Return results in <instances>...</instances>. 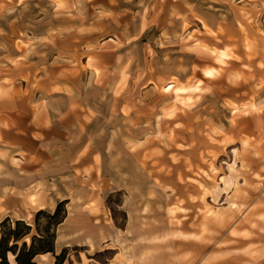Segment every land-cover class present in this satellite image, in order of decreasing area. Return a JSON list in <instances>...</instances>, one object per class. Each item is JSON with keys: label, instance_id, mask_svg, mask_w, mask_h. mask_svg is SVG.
Returning a JSON list of instances; mask_svg holds the SVG:
<instances>
[{"label": "crops", "instance_id": "0c3cea01", "mask_svg": "<svg viewBox=\"0 0 264 264\" xmlns=\"http://www.w3.org/2000/svg\"><path fill=\"white\" fill-rule=\"evenodd\" d=\"M13 1L17 7L29 2ZM46 2L43 29L21 31L15 39V60L25 67H9L33 86L24 81L27 96L0 101V224L6 218L28 224L37 212L53 213L63 203L54 253L37 255V264H57L63 253L62 264H72L70 252L81 250L98 258L110 251L111 262L150 260L149 234L142 228L148 227L149 207L133 203L123 166L107 162L149 134L155 137L151 146L192 144L182 131L190 128L183 113H190L177 108L174 117L164 118L158 100L168 93L155 86L156 78L192 73L177 56L176 68L159 75L155 54L181 48L185 30L199 20L198 6L193 0ZM225 13L213 21L229 20ZM195 188L192 194L205 192ZM116 197L120 206L107 204Z\"/></svg>", "mask_w": 264, "mask_h": 264}, {"label": "rangeland", "instance_id": "374dc122", "mask_svg": "<svg viewBox=\"0 0 264 264\" xmlns=\"http://www.w3.org/2000/svg\"><path fill=\"white\" fill-rule=\"evenodd\" d=\"M46 1L29 0L17 7L13 0H0V101L27 96L24 81L33 86L30 77L13 76L9 67H25L24 61L15 60V39L21 31L43 29ZM193 2L199 20L185 30L181 48L155 54L159 75L176 68L177 56L192 73L156 78L157 90L176 81L186 87L201 82L200 92L180 95L181 99L169 92L158 100L165 107L164 118L177 108L190 113L189 117L183 113L190 128L182 131L192 144L151 146L155 137L149 134L145 143L107 162L123 166L131 200L149 207L148 227L142 228L149 234L150 260L111 262L110 251L98 258L95 252L81 250L80 255L70 252L72 264H264V0ZM224 11L230 19L220 17L224 21L215 23L214 15ZM221 50L232 55L226 64L211 52ZM207 69L215 70V76H205ZM167 132L160 130L157 138ZM192 185L200 192L204 186L205 192L192 194ZM204 193L210 198L203 199ZM113 200L107 204L120 206L119 197ZM173 209L180 211L173 214ZM115 215L123 217L118 210ZM35 218L27 219L33 233L19 243L20 248L24 241L30 246L38 233ZM40 228H50L48 218H41Z\"/></svg>", "mask_w": 264, "mask_h": 264}, {"label": "trees", "instance_id": "16d2710c", "mask_svg": "<svg viewBox=\"0 0 264 264\" xmlns=\"http://www.w3.org/2000/svg\"><path fill=\"white\" fill-rule=\"evenodd\" d=\"M36 231L38 232L32 237L30 246L24 241L20 248L19 243L25 240L26 237L31 236L33 228L25 221H12L10 218H6L1 224L0 229L3 232V236L0 239V264H11L8 260V254L12 253L15 256L17 264H37L36 256L40 254L54 253V228L62 223L65 218L64 204L60 203L56 210L51 212L39 211L35 215ZM41 218H48L50 228H40ZM14 222V229L13 223ZM8 227V228H7ZM9 230L8 232H5ZM53 235L51 236V234ZM12 242V243H11ZM11 244V245H10ZM65 254H61L56 257L57 264L65 262Z\"/></svg>", "mask_w": 264, "mask_h": 264}, {"label": "bare ground", "instance_id": "6f19581e", "mask_svg": "<svg viewBox=\"0 0 264 264\" xmlns=\"http://www.w3.org/2000/svg\"><path fill=\"white\" fill-rule=\"evenodd\" d=\"M210 34H213L212 31H208ZM213 52L215 55H217V61L222 63V64H226L227 61H229L232 58V55L229 53L228 50H221L219 51V53L215 52V51H211ZM216 71L213 69H207L205 70V76L207 77H214ZM200 83L196 84L195 86H191V87H186L185 85H181L180 82L176 81L174 83L169 84L168 86L163 88V92L164 93H169V92H173L174 95L178 98L181 99L180 95H188L191 94L193 92H200L201 88H200ZM185 101H191V98H187V100ZM184 106H186V103H182ZM231 109L233 110V112H237L238 109L235 107H231ZM170 117H174V115H170ZM31 218V217H30ZM27 239V237L25 238ZM8 259L11 262V264H17L15 261V256L11 253L8 254Z\"/></svg>", "mask_w": 264, "mask_h": 264}]
</instances>
